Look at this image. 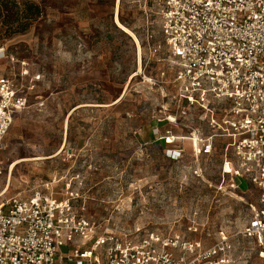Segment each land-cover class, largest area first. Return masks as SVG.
<instances>
[{"label": "rangeland", "instance_id": "rangeland-1", "mask_svg": "<svg viewBox=\"0 0 264 264\" xmlns=\"http://www.w3.org/2000/svg\"><path fill=\"white\" fill-rule=\"evenodd\" d=\"M17 1H34L42 13L24 33L3 37L0 25L7 50L0 76L33 86L5 135L0 200L52 182L54 195L76 192L74 208L101 225L204 246L225 235L236 246L234 264H264V247L241 234L259 190L235 176L232 154L221 149L226 140H216L212 154L196 155L184 139L174 158L154 132L166 128L173 109L166 94L174 67L151 1ZM116 14L139 49L115 25ZM192 116L188 123L207 132Z\"/></svg>", "mask_w": 264, "mask_h": 264}, {"label": "built area", "instance_id": "built-area-1", "mask_svg": "<svg viewBox=\"0 0 264 264\" xmlns=\"http://www.w3.org/2000/svg\"><path fill=\"white\" fill-rule=\"evenodd\" d=\"M150 1L174 67L166 94L173 109L166 128L154 132L174 158L184 152V139L196 155H210L216 140H226L223 152L232 154L235 176L259 190L260 204H252L241 234L264 247V0ZM6 56L0 45V60ZM32 87L0 76V157L14 113L27 106ZM190 115L205 121L208 131L188 123ZM176 126L186 134L175 135ZM1 165L0 158V171ZM77 197L34 188L0 200V264L235 263L236 246L225 235L204 246L176 234L117 231L76 210Z\"/></svg>", "mask_w": 264, "mask_h": 264}, {"label": "trees", "instance_id": "trees-1", "mask_svg": "<svg viewBox=\"0 0 264 264\" xmlns=\"http://www.w3.org/2000/svg\"><path fill=\"white\" fill-rule=\"evenodd\" d=\"M41 13L40 5L34 1L0 0V25L3 37L24 33ZM119 21L123 24L121 20Z\"/></svg>", "mask_w": 264, "mask_h": 264}, {"label": "bare ground", "instance_id": "bare-ground-1", "mask_svg": "<svg viewBox=\"0 0 264 264\" xmlns=\"http://www.w3.org/2000/svg\"><path fill=\"white\" fill-rule=\"evenodd\" d=\"M118 4V3H117ZM114 23L115 25L123 32H125L126 34H128L132 39L133 41L137 44V47L139 49V42L136 38V36L133 34V32L128 29L126 26H124L120 21H119V18H118V15L116 14L114 16ZM22 160H25V159H22ZM18 161H14L11 166H10V170L14 167V165L17 163ZM6 190V189H5Z\"/></svg>", "mask_w": 264, "mask_h": 264}, {"label": "crops", "instance_id": "crops-1", "mask_svg": "<svg viewBox=\"0 0 264 264\" xmlns=\"http://www.w3.org/2000/svg\"><path fill=\"white\" fill-rule=\"evenodd\" d=\"M5 76V75H4ZM27 93V95H28V92H26ZM20 111V110H19ZM18 112V111H17ZM17 112H15L14 113V115L17 113ZM14 117V116H13ZM13 120V119H12ZM164 130V129H163ZM172 131H173V133L175 134V135H182V134H185L184 133V131H183V129L182 130H178L177 128H172ZM222 146V150H223V145H221ZM22 161V160H21ZM41 184H39L37 187H35V188H39V189H41V190H44V191H46V192H51V193H53V191L51 190V188H50V186L48 185V190H46L45 189V187H44V184L45 183H47V184H49L50 183V185L52 184V182H40ZM66 188H68V185H66ZM54 194V193H53ZM56 195V194H55Z\"/></svg>", "mask_w": 264, "mask_h": 264}]
</instances>
